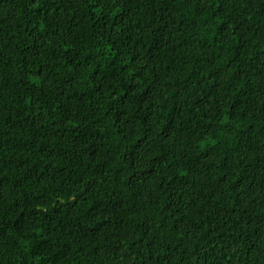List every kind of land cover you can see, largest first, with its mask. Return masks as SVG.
Listing matches in <instances>:
<instances>
[{"label": "trees", "instance_id": "16d2710c", "mask_svg": "<svg viewBox=\"0 0 264 264\" xmlns=\"http://www.w3.org/2000/svg\"><path fill=\"white\" fill-rule=\"evenodd\" d=\"M0 264H264V0H0Z\"/></svg>", "mask_w": 264, "mask_h": 264}]
</instances>
